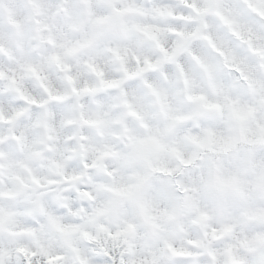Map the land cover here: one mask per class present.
<instances>
[{"label":"clouds","instance_id":"obj_1","mask_svg":"<svg viewBox=\"0 0 264 264\" xmlns=\"http://www.w3.org/2000/svg\"><path fill=\"white\" fill-rule=\"evenodd\" d=\"M145 2L150 7L153 0ZM170 6L175 16L186 14L179 0H172ZM230 6V15L241 21L239 26L241 36L238 39L230 36L224 22L214 13L206 15L203 22L179 21L173 19L167 12L150 11L144 16L130 14L124 17L129 29L125 34L118 27L109 28L96 25L91 20H84L82 12L73 13L68 17L56 8H51L39 17L42 23L49 25L56 41V46H51L36 40V29L40 25L35 23L37 16L34 12L29 10L23 17H16L21 21L19 31L22 36H17V30L13 28L9 32H4L0 39V43L11 51V57L5 55L0 58V68L5 73L14 70L16 87L21 90L12 91L7 79L0 80V116H3L5 121L12 117L10 123L0 122V138H3L0 151H4L17 161L0 178V189L21 192L17 196L0 198V208L14 213L10 219H5V231L0 232V248L9 249L11 252L7 264H49L48 258L39 254L40 248L48 251L53 257H62L59 260L53 259L51 264H81L80 258L87 259L89 264H104V261L97 262L94 259L103 254L102 249L112 251L113 256L110 259H113L115 264V259L125 247L123 241L128 238L121 230L128 223L136 226L137 246L142 243L145 233L150 231V228L145 223L137 200L160 206L156 182L162 178L143 160L125 162L123 158V153L127 150L125 129H128L127 135L135 137L144 136L150 131L158 132L164 143L169 146L152 153L149 158L154 166L163 165L172 170L171 175L163 177L171 192H175L177 182L193 184L199 178V170H196L194 177L193 169L181 165L175 154L170 151V147L176 146L184 157H188L195 150L193 145L183 139L185 128H191L192 123L175 122L176 127L173 130H165L167 124L173 123L171 117L198 107L197 104L186 101L185 86L179 72L173 67L171 72L165 73L164 66H161L157 69L145 68L138 75L131 76L125 75L123 69L126 68L129 73L137 72L138 69L144 68L143 60L146 56L153 62L160 57L153 42L133 28L134 24L159 27L158 36L169 48L173 44L172 35L167 31L169 27L185 31L198 30L201 35L197 40L201 44H206L202 39L203 34H210L216 39H229L232 48L241 50L242 58L247 60L246 66L255 69L257 64L252 60L256 58L248 60L247 49L244 46V41L249 35L247 17L251 10L247 0H230ZM96 7H106L104 0H97ZM10 8H14L10 0H0V22L6 24L9 18L15 16L14 12L8 11ZM74 23L76 27H73ZM260 28L264 29V25ZM85 35L93 38L90 46H85L72 55L65 53V47L83 39ZM252 41L264 48V31L256 29L252 34ZM192 52L216 67L215 89L198 66L190 62ZM53 53H58L61 61L70 65L68 71L57 67L56 62L51 59ZM117 55L121 59H117ZM178 59L189 77V90L205 92L209 99L221 102L225 95H232L242 101L245 99L235 77L228 82L221 81L219 64L222 62H217L215 57L209 56L207 49L197 46L196 41L192 43L191 52L181 53ZM32 68L35 72L31 70ZM98 72L102 75H98ZM153 72L157 75H152ZM68 74L74 77L72 83L66 80ZM224 75L230 73L224 71ZM261 75H264V69L261 70ZM101 80H115L118 84L109 86L102 84ZM85 84L96 91L90 93L72 91L73 87L81 89ZM147 84H152L157 90L166 93L159 103ZM45 87L48 91H45ZM49 93L64 97L62 101L56 102L62 105L60 109H53L54 102L50 99ZM5 96L9 98L4 99ZM23 96H27L28 99L24 100ZM162 104L169 106L167 120L161 113ZM133 111L136 113L135 116L131 115ZM82 116L85 119L98 117L101 123L82 125ZM144 125L148 127L145 128ZM13 133L21 137L15 143L14 156L7 147ZM49 136L52 137L51 140L48 139ZM81 136L87 138L81 141ZM81 143L85 146L83 156L80 154ZM48 145L51 146V150ZM106 145L120 155L108 157L103 161L97 160L98 150H103ZM84 160L89 164L94 160L98 164H104L110 170H114L116 179L126 181L133 173H139L148 179L137 191L135 200L110 204L109 202L115 201L116 198L100 185L110 183L112 178L106 177L99 167L84 168ZM53 161L61 164L62 169H58ZM21 165L31 168L42 181L51 179L56 183L43 187L33 185L27 170ZM61 170L64 175L60 174ZM13 175H19L24 179L26 187L23 191L22 186L11 178ZM66 176L76 178L66 180ZM84 191L90 192L92 199L80 194ZM33 193L35 195H32ZM173 203L175 201H168L165 206L171 207ZM196 203L199 209H207L210 212L211 223L219 226L234 222L228 214L215 207L203 195L198 197ZM95 208L105 210L96 214L93 212ZM197 211L195 206H186L177 213L175 219L158 217V222L165 228L164 238L178 248L184 246L189 236L193 239L199 238L201 225L193 224ZM49 214L59 218L61 224H72L77 227L72 231L63 232L50 223ZM237 227L238 230H253L251 225L242 221ZM28 228L33 231H22ZM117 232H120L119 237H116ZM19 247H25L37 255L25 257L16 251Z\"/></svg>","mask_w":264,"mask_h":264},{"label":"snow or ice","instance_id":"obj_2","mask_svg":"<svg viewBox=\"0 0 264 264\" xmlns=\"http://www.w3.org/2000/svg\"><path fill=\"white\" fill-rule=\"evenodd\" d=\"M10 3L14 5V8H10L8 11L14 12L15 16L9 18L6 24L0 22V39H2L4 32H9L13 28L17 30V36H22L19 31L21 21L16 17H23L31 10L37 16L35 23L40 25L36 29V40L56 46L49 25L42 23L39 19L51 8H56L68 17H71L73 13L82 12L84 20H91L96 25L109 28L118 27L125 34L129 29L124 17L130 14L144 16L150 11L167 12L173 19L179 21L200 20L203 22L206 15L214 13L224 22L232 38L238 39L241 36L239 30L241 21L230 15V0H179L181 7L186 10V14L181 13L179 16H175L173 13L170 6L172 0H153L150 7L145 0H104L106 7L101 8L96 7L97 0H10ZM247 3L251 12L247 17L249 35L244 41V46L247 49L248 60L256 58L252 60L253 63L257 64L255 69L246 66L247 60L242 58L241 50L232 48L229 39H216L210 34H203L202 39L206 41V44H201L197 40V37L201 35L198 30L185 31L177 27H169L167 31L171 33L173 39L172 47L169 48L158 36L159 27L149 24L132 25L133 28L142 32L148 40L153 42L160 57L153 62L146 56L143 60L144 68L133 73H129L124 68L125 75L136 76L145 68L157 69L161 66H164V71L167 73L171 72L174 67L183 80L186 101L198 105L196 109L190 112L171 117L173 123L167 124L165 130H173L176 127L175 122L192 123L191 128H185L183 139L193 145L195 150L188 157L183 156L179 147L172 146L170 151L175 154L181 165L193 169L194 177L196 170H199V178L193 184L177 182L175 192H171L163 177L171 175L172 170L163 165L154 166L149 158L152 153L169 148V146L164 143L158 132L150 131L144 136L135 137L127 135L128 129L124 130L127 150L123 153V158L126 163L143 160L154 173L160 175L162 179L156 182V187L161 205L155 206L150 202L137 200L141 214L144 216L150 231L145 233L142 243L137 246L135 243L136 226L128 223L121 230L128 235V238L123 241L125 247L115 259V264H264V75H261V70L264 69V48L252 41V34L256 29L264 31L260 28L261 25H264V7L257 6L264 5V0H247ZM82 22L79 21V23ZM76 26L74 23L73 27ZM204 26L207 27L206 24ZM193 41H196L197 46L206 48L209 56L215 57L217 62H222L219 64L221 81L228 82L233 77L236 78V82L240 86L239 90L245 97L243 101L232 95H225L223 102H221L209 99L205 92L189 90V77L178 57L181 56V53L191 52ZM92 43L93 38L85 35L83 39L76 40L67 47L65 45H60V47H65V53L72 55ZM110 51H116V49H110ZM5 55L11 57V51L6 49L3 43H0V58ZM51 59L56 62L57 67L61 70H69L70 65L62 62L58 53H53ZM117 59H121L119 55H117ZM190 62H194L198 66L208 80L212 82V87L215 89L217 86L214 77L216 67L195 52L191 53ZM31 70L35 72L34 68ZM93 70H96L94 66ZM224 71L230 75H224ZM98 75H102V73L98 72ZM152 75L155 76L157 73L153 72ZM3 79H7L12 91H21L16 87L17 80L14 70L5 73L0 68V80ZM66 80L72 83L74 77L68 74ZM101 83L115 86L118 81L101 80ZM147 87L152 90L158 103L161 101V97L166 95L163 91L153 87L152 84H147ZM45 91H48L47 87H45ZM72 91L74 93H90L96 90L85 84L81 89L73 87ZM49 95L54 102L52 104L53 109H60L62 105L56 102L62 101L64 97L51 95V93ZM8 98L7 96L4 97V99ZM23 99L27 100L28 97L23 96ZM33 103L35 102L33 101ZM161 113L166 120L169 119V106L162 104ZM131 115L135 116L136 113L133 111ZM11 120L12 117L5 121L4 117L0 116V122L10 123ZM99 123L101 120L98 117L96 119L81 117L82 125H97ZM144 127L147 128L148 125H144ZM86 138L80 137L81 141ZM20 139L21 137L13 133L8 141L7 147L12 156L16 155L15 143ZM48 139L51 140L52 137L49 136ZM2 143L3 138H0V144ZM84 147V144L81 143V156L84 155ZM48 148L51 150L50 145ZM98 152L97 160L99 161L120 155L115 149H111L107 145ZM15 163L17 161L10 158L9 154L0 151V178ZM52 163L58 169L63 167L56 161ZM21 166L27 170L32 184L37 187L56 183L51 179L42 181V178L34 174L27 165ZM83 167H99L106 177L112 178L110 183L100 185L116 198L115 201L109 202L110 204L135 200L137 191L148 179L139 173H133L126 181L116 179L114 170H110L102 163L98 164L96 160L92 161L91 164L84 160ZM60 174L64 175V172L61 170ZM11 178L22 186L21 191H23V188L26 187L24 179L19 175H13ZM65 178L66 180H74L76 177L66 176ZM20 194L21 192L18 191L0 189V198ZM71 194L69 193V195ZM80 194L92 199V194L88 191ZM200 195H203L215 207L228 214L234 222L219 226L211 223L210 212L207 209H199V205L196 203ZM60 198L63 199V197ZM168 201H175V203L171 207L165 206ZM186 206H195L198 209L193 224L201 225L200 236L196 239L189 236L184 246L178 248L164 238L165 228L158 222V217L175 219L177 213ZM104 210L105 208H95L93 212L100 214ZM41 211H43V207H41ZM13 215L12 211L0 208V232L5 231V219H10ZM48 219L50 223L63 232L72 231L77 227L72 224H61L59 218L51 214L48 215ZM241 221L251 225L253 230H238L237 224ZM22 231L32 232L33 230L28 228ZM119 235L120 232H117L116 237ZM16 251L25 257L37 255L36 252L25 247H19ZM102 253L101 256L94 258L97 262L102 260L104 264H114L113 259H110L113 256L111 250L102 249ZM39 254L47 257L49 264L53 259H62L60 256H51L43 248H40ZM10 255L9 249L0 248V264H7V258ZM80 259L81 264H89L87 259Z\"/></svg>","mask_w":264,"mask_h":264}]
</instances>
